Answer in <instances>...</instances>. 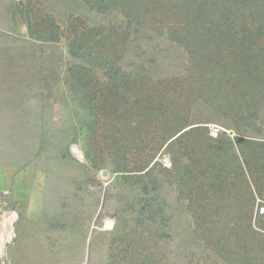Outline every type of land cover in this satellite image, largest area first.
I'll return each mask as SVG.
<instances>
[{
  "label": "rangeland",
  "instance_id": "374dc122",
  "mask_svg": "<svg viewBox=\"0 0 264 264\" xmlns=\"http://www.w3.org/2000/svg\"><path fill=\"white\" fill-rule=\"evenodd\" d=\"M120 22L119 14L97 13L83 0H0V167L5 169L0 176V264H264V246L245 229L249 224L264 239V216L256 205L251 209L250 199L240 203L238 193H227L217 196L211 209L209 195H197L193 186L189 192L171 172L165 148L174 138L157 153L149 146L157 129L148 118L139 123L137 100L121 103L122 108L138 107L123 117L111 108L103 111L102 93L133 101L142 90L134 84L111 90L120 74L160 90L154 78L179 73L186 58L177 45L162 38L148 42L133 30L117 75L74 57L76 35L104 33ZM156 44L163 64L159 70L148 60L156 63L151 56ZM256 56L264 80V53ZM76 75L85 87L74 81ZM247 87L235 89L233 101L234 108L247 110L244 118L201 100L191 103L190 98L187 104L184 95L161 107L168 111L157 108L158 114L171 121L188 111L183 131L200 127L214 139L264 142V91L258 90L257 76ZM213 128L219 130L217 137L210 135ZM119 138L129 146L128 167L119 165L122 155L114 153ZM141 139L150 158L131 150V141ZM84 141L90 145L89 159ZM144 165L143 172H132ZM248 192L257 199L264 195L255 184ZM215 204L229 209L220 211ZM30 248L36 258H29Z\"/></svg>",
  "mask_w": 264,
  "mask_h": 264
},
{
  "label": "trees",
  "instance_id": "16d2710c",
  "mask_svg": "<svg viewBox=\"0 0 264 264\" xmlns=\"http://www.w3.org/2000/svg\"><path fill=\"white\" fill-rule=\"evenodd\" d=\"M83 1L97 13H115L121 17L120 25L112 30L104 33L87 30L75 36L74 57L84 60L88 67L107 69L117 75L131 30L148 42L154 40L157 42V38H162L163 42H171L180 47L186 55L184 67L179 73L154 78L153 82L160 90L157 87L148 90L146 80L141 78L131 80L125 74H120L119 78L111 82V86L114 85L111 90H115L117 85L127 87L129 84L139 86L142 90L133 101L119 95L111 97L107 94L106 98L102 93L103 111L107 110L108 113L111 108L118 117L120 114L123 117L124 113L134 112L138 107L132 103L133 107L127 105L122 108L121 103L137 100L139 115L144 118L139 123L142 124L146 118L150 123L155 122L153 126L157 131L149 145L155 147V153L164 143L174 138L167 144L165 151L172 161L171 172L177 174L182 186H186L189 192H191L189 186H193V191L197 195L202 192L209 195L210 199L207 203L211 209L217 196H224L227 193L230 197L231 194L238 193L240 203L246 201L245 203L248 204L250 199L249 204L252 209L256 205L257 195L254 197L248 192L250 185L255 184L259 195L264 192V142H256L252 139L234 142L226 138L214 139L200 127L183 131L188 125V111L174 114L170 121V118L158 114L157 108L163 113L168 111V108L163 110L161 107L167 104L173 105L170 101H174L177 97L188 96L187 104L191 98V103L197 100L205 101L229 116L236 115L243 118L247 116L244 115L247 110L234 108L233 101L235 89L240 91L244 90L243 87L248 88L247 84L256 76L259 78L258 90L264 91L263 77L259 75L260 72L256 70L254 63L256 55L264 53V0ZM154 49L156 51L154 50L151 56L156 57V63L154 58L150 57L148 60L157 70L163 69V64L159 63L156 56L160 51L159 44H156ZM163 58L170 56L163 54ZM80 77L81 81L86 78L83 75ZM74 81L80 87L86 84L85 82L82 84L77 75ZM85 94L90 95L88 92ZM174 105L178 106L179 101L177 100ZM125 108L126 110H123ZM85 109L89 111L88 106ZM87 116L89 118L83 126L86 136L91 128V113L88 112ZM141 127L143 125L139 126ZM162 130H167V133L164 135ZM114 141L116 148L114 153L118 152L122 155V158L119 155L121 158L119 165L128 167L125 158L126 155L127 158L129 157L128 144L125 139L119 138ZM81 146L86 158L89 159V143L84 141ZM130 147L131 150L143 152L148 158L152 156L143 139L131 141ZM123 149H126V153ZM147 163L148 161L145 164ZM158 165L161 167L162 164ZM145 167L146 165L136 167L134 169L137 171L132 172H143ZM164 170L170 172L167 168ZM122 172L132 173L125 170ZM147 174L148 172L145 175ZM223 201L226 202V200L221 202ZM215 205L220 211L229 209L225 204ZM239 218L241 220V217L237 220ZM245 229L260 246H264V239L260 240L261 235L253 231L249 224ZM227 240L228 238L225 239Z\"/></svg>",
  "mask_w": 264,
  "mask_h": 264
},
{
  "label": "built area",
  "instance_id": "2783aa9c",
  "mask_svg": "<svg viewBox=\"0 0 264 264\" xmlns=\"http://www.w3.org/2000/svg\"><path fill=\"white\" fill-rule=\"evenodd\" d=\"M219 134V130L217 128H213L210 131V135L212 137H217ZM256 210L259 215L264 216V195L261 199L256 200Z\"/></svg>",
  "mask_w": 264,
  "mask_h": 264
},
{
  "label": "crops",
  "instance_id": "0c3cea01",
  "mask_svg": "<svg viewBox=\"0 0 264 264\" xmlns=\"http://www.w3.org/2000/svg\"><path fill=\"white\" fill-rule=\"evenodd\" d=\"M13 106V105H12ZM7 170H9V169H7ZM2 171H5V169L3 168V167H0V176H2L3 175V173H1ZM7 175H9V172H7ZM1 178V177H0ZM31 249V248H30ZM29 249V252H28V254H29V258L30 259H33V258H36L37 257V253H36V251H35V249H31L30 250ZM28 250V249H27Z\"/></svg>",
  "mask_w": 264,
  "mask_h": 264
},
{
  "label": "water",
  "instance_id": "95a60500",
  "mask_svg": "<svg viewBox=\"0 0 264 264\" xmlns=\"http://www.w3.org/2000/svg\"><path fill=\"white\" fill-rule=\"evenodd\" d=\"M74 151H76L77 153H80L78 146L74 145Z\"/></svg>",
  "mask_w": 264,
  "mask_h": 264
}]
</instances>
